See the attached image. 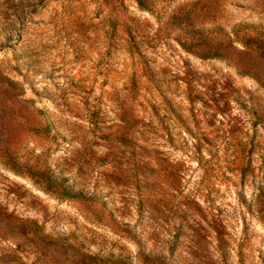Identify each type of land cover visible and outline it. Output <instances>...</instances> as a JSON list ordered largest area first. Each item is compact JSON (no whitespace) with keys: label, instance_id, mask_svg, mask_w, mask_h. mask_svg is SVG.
Instances as JSON below:
<instances>
[{"label":"rangeland","instance_id":"obj_1","mask_svg":"<svg viewBox=\"0 0 264 264\" xmlns=\"http://www.w3.org/2000/svg\"><path fill=\"white\" fill-rule=\"evenodd\" d=\"M143 2L0 0V264H264V0Z\"/></svg>","mask_w":264,"mask_h":264},{"label":"trees","instance_id":"obj_2","mask_svg":"<svg viewBox=\"0 0 264 264\" xmlns=\"http://www.w3.org/2000/svg\"><path fill=\"white\" fill-rule=\"evenodd\" d=\"M136 1L138 2V4H139L141 7H143V5H144L143 0H136ZM68 193H69L70 197H79V196H76L75 194H72L71 192H68Z\"/></svg>","mask_w":264,"mask_h":264}]
</instances>
